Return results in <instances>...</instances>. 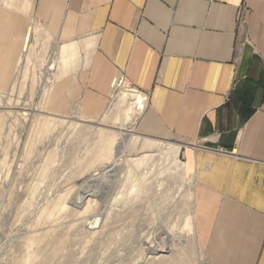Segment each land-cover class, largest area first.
<instances>
[{
  "label": "crops",
  "instance_id": "1",
  "mask_svg": "<svg viewBox=\"0 0 264 264\" xmlns=\"http://www.w3.org/2000/svg\"><path fill=\"white\" fill-rule=\"evenodd\" d=\"M45 58L55 113L143 96L136 129L179 148L209 264H264V0H0V90Z\"/></svg>",
  "mask_w": 264,
  "mask_h": 264
},
{
  "label": "rangeland",
  "instance_id": "2",
  "mask_svg": "<svg viewBox=\"0 0 264 264\" xmlns=\"http://www.w3.org/2000/svg\"><path fill=\"white\" fill-rule=\"evenodd\" d=\"M48 61L0 90V264H209L179 148L136 129L145 98L55 113Z\"/></svg>",
  "mask_w": 264,
  "mask_h": 264
},
{
  "label": "bare ground",
  "instance_id": "3",
  "mask_svg": "<svg viewBox=\"0 0 264 264\" xmlns=\"http://www.w3.org/2000/svg\"><path fill=\"white\" fill-rule=\"evenodd\" d=\"M145 145V147H147V148H149V149H151V148H153V144L152 143H146V144H144ZM170 233V232H169ZM167 236H168V234H167ZM169 237V236H168ZM164 249H167V250H170V248L169 247H167V248H164ZM153 250V249H152ZM156 253V252H155Z\"/></svg>",
  "mask_w": 264,
  "mask_h": 264
},
{
  "label": "trees",
  "instance_id": "4",
  "mask_svg": "<svg viewBox=\"0 0 264 264\" xmlns=\"http://www.w3.org/2000/svg\"><path fill=\"white\" fill-rule=\"evenodd\" d=\"M242 105H243V106H244V105H246V104H245V101L243 102V104H242Z\"/></svg>",
  "mask_w": 264,
  "mask_h": 264
},
{
  "label": "built area",
  "instance_id": "5",
  "mask_svg": "<svg viewBox=\"0 0 264 264\" xmlns=\"http://www.w3.org/2000/svg\"><path fill=\"white\" fill-rule=\"evenodd\" d=\"M25 50L27 49V45L25 46V48H24Z\"/></svg>",
  "mask_w": 264,
  "mask_h": 264
}]
</instances>
